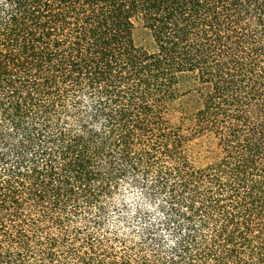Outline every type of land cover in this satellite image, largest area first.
<instances>
[{
    "label": "trees",
    "instance_id": "obj_1",
    "mask_svg": "<svg viewBox=\"0 0 264 264\" xmlns=\"http://www.w3.org/2000/svg\"><path fill=\"white\" fill-rule=\"evenodd\" d=\"M0 264H264V0H0Z\"/></svg>",
    "mask_w": 264,
    "mask_h": 264
}]
</instances>
